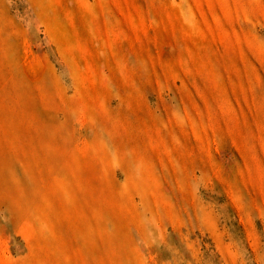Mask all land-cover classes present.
<instances>
[{"label":"rangeland","instance_id":"obj_1","mask_svg":"<svg viewBox=\"0 0 264 264\" xmlns=\"http://www.w3.org/2000/svg\"><path fill=\"white\" fill-rule=\"evenodd\" d=\"M0 264H264V0H0Z\"/></svg>","mask_w":264,"mask_h":264}]
</instances>
